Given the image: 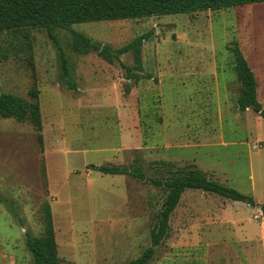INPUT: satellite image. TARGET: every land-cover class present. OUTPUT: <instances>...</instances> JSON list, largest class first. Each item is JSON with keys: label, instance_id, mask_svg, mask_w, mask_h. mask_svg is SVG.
Segmentation results:
<instances>
[{"label": "rangeland", "instance_id": "374dc122", "mask_svg": "<svg viewBox=\"0 0 264 264\" xmlns=\"http://www.w3.org/2000/svg\"><path fill=\"white\" fill-rule=\"evenodd\" d=\"M72 28L113 49L148 34L141 59L152 79L127 81L120 64L135 66L131 52L110 65L95 53H75L70 34L56 30L76 85L69 90L60 78V51L45 30H31L27 39L0 33V94L28 99L35 83L42 119L39 146L29 123L0 118V196L23 223L0 203V264H34L25 231L42 234L46 204L62 264L138 258L151 246L165 197L148 182L165 178L169 169L158 162L195 166L264 205V120L238 110L230 52L236 44L264 107V4ZM135 163L146 180L90 168L132 170ZM149 264H264L261 212L188 190Z\"/></svg>", "mask_w": 264, "mask_h": 264}, {"label": "trees", "instance_id": "16d2710c", "mask_svg": "<svg viewBox=\"0 0 264 264\" xmlns=\"http://www.w3.org/2000/svg\"><path fill=\"white\" fill-rule=\"evenodd\" d=\"M258 4H264V0H0V33L19 32L27 39L31 30H45L60 51V78L69 90H74L76 85L67 58L53 37L56 30H64L70 34L72 50L75 53L80 55L95 53L110 65L115 62L119 63L122 55L131 52L135 66L129 68L120 64L127 72V81L150 80L152 77L143 73L141 59L142 45L149 38L148 34L135 38L119 49H113L109 45H103L75 31L72 26L194 14ZM230 52L234 58L236 79L240 83L237 108L243 112L251 109L264 120V107L256 98L254 74L236 44ZM134 71L143 74L139 75ZM130 91V86L126 84L123 94L128 95ZM0 118L12 119L18 123H29L37 133L39 146H42L39 91L35 83L28 93V99L9 93L0 94ZM157 165L169 170L163 179L148 180L154 187L165 193L157 221L150 231L151 246L145 249L138 258L127 264H149L151 262L156 248L168 237V221L171 213L177 207L181 196L188 190L213 194L227 201L243 203L250 208L258 207L264 221V205H258L251 196L240 194L236 190L212 180L195 166L177 168L173 164L165 162H158ZM90 168L102 175H124L137 180H146L138 163H135L132 170L116 166H91ZM10 202L0 196V203H4L6 208L8 207L9 213L17 224L22 226L19 212L16 207L13 208V203ZM43 212L42 234L33 236L25 231V246L34 264H62L58 257V246L48 204L44 205Z\"/></svg>", "mask_w": 264, "mask_h": 264}, {"label": "crops", "instance_id": "0c3cea01", "mask_svg": "<svg viewBox=\"0 0 264 264\" xmlns=\"http://www.w3.org/2000/svg\"><path fill=\"white\" fill-rule=\"evenodd\" d=\"M186 192H187V191H186ZM186 192H185V193H186ZM185 193H184V194H185ZM184 194H183V195H184ZM183 195H182V196H183ZM182 196H181V198H182ZM221 199H222V198H221ZM180 200H181V199H180ZM179 202H180V201H179ZM178 204H179V203H178ZM177 206H178V205H177ZM175 209H176V208H175ZM223 210H224V208H223Z\"/></svg>", "mask_w": 264, "mask_h": 264}]
</instances>
